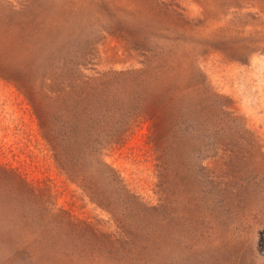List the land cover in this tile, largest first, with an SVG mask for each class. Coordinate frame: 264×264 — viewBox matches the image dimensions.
I'll return each instance as SVG.
<instances>
[{"label":"rangeland","instance_id":"obj_1","mask_svg":"<svg viewBox=\"0 0 264 264\" xmlns=\"http://www.w3.org/2000/svg\"><path fill=\"white\" fill-rule=\"evenodd\" d=\"M74 56L118 89L109 114L126 130L75 150L73 179L58 164L73 152H53L39 115L57 139L84 135L64 86ZM183 93L212 104L164 105ZM263 228L264 0H0V264L14 250L40 264H105L103 251L264 264Z\"/></svg>","mask_w":264,"mask_h":264},{"label":"trees","instance_id":"obj_2","mask_svg":"<svg viewBox=\"0 0 264 264\" xmlns=\"http://www.w3.org/2000/svg\"><path fill=\"white\" fill-rule=\"evenodd\" d=\"M77 58V56H74L65 64L67 67L65 68L63 73L66 75V80L68 81L64 86L68 88V91L73 99H80L85 105L84 135L82 137H79L76 134L75 128L72 127L62 134V139H57L52 133L51 129L48 126L44 125L43 120L40 119L42 117H40L39 115V127L41 135L44 140L51 146L53 152L56 151V146H60L61 143H63V145H66L67 148L69 147V149L73 152V155L71 156L70 167H64V165L58 163L64 173L68 177L73 179L78 175V173L83 172L82 162L76 157L74 153L75 150L83 152L85 153V155H92L93 152H95V143L117 144L119 141L118 136H121V134H123V132H125L126 130L121 127V124L115 125L116 120H114V117L109 114L110 109H116L115 104H117V99L114 94L117 93L118 89L110 83V81L107 79L106 74L104 73L98 76H85V78H83L78 73L77 67L81 64V61ZM26 70L28 72V68ZM142 71L144 70L140 69L125 71L124 73L128 75H134L133 77H135V73L140 74L142 73ZM19 72L20 71L18 69V73ZM132 80L138 83L135 78H133ZM60 89L61 88H59L58 90ZM202 90L203 92L212 95V93L208 91L207 86H203ZM137 92L138 94L140 92H145L144 86L139 85ZM175 96L176 98L170 97V103H164V105L169 106L168 109L170 110L174 109L175 107H180L183 104H188V106L193 107L199 106L201 102L206 105L208 104L205 102H210V105L212 104L211 99L206 98L199 100L198 97H195V95H192L191 93H183L180 96ZM204 100L205 102H203ZM132 104L133 101L129 99L128 102L122 103V109H125V107L131 106ZM94 116L98 117L95 118ZM105 131H108L107 135H104ZM67 132H70L71 135L69 136ZM53 155L54 157H56V153H54ZM100 165L102 167L103 173H108L111 171V169L104 163H100ZM28 190L30 191V194H34L32 188H29ZM256 247L257 252L264 257V228L258 232ZM13 254H15L17 260H14L13 256L12 260H9L11 261V264H40L37 262L38 252L34 256L32 253L27 254V252L24 251L19 252L14 250ZM103 254H107L106 258L108 259V261L105 264H149L146 259L141 260V258L137 256H131V253L129 252L123 255H111L110 251H103Z\"/></svg>","mask_w":264,"mask_h":264}]
</instances>
